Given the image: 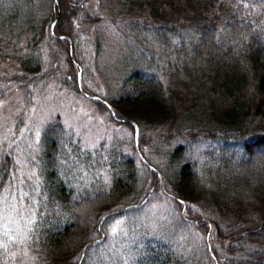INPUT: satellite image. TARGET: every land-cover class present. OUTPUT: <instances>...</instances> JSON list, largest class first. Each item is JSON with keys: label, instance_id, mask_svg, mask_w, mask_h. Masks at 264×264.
I'll use <instances>...</instances> for the list:
<instances>
[{"label": "trees", "instance_id": "16d2710c", "mask_svg": "<svg viewBox=\"0 0 264 264\" xmlns=\"http://www.w3.org/2000/svg\"><path fill=\"white\" fill-rule=\"evenodd\" d=\"M0 103V264H264V0H0Z\"/></svg>", "mask_w": 264, "mask_h": 264}, {"label": "rangeland", "instance_id": "374dc122", "mask_svg": "<svg viewBox=\"0 0 264 264\" xmlns=\"http://www.w3.org/2000/svg\"><path fill=\"white\" fill-rule=\"evenodd\" d=\"M88 29H89V27H85L84 30L87 31ZM228 35H230V34L228 32H226V38H225V36L223 37L224 41H226L225 43H228ZM214 43H215V46H217V49L214 50V53L219 55L223 45H218L217 42H214ZM111 47L114 48L113 43H111ZM96 82L98 83L97 79H96ZM46 102L51 106L52 109L55 108V109L59 110L60 112H62L63 114H65L67 116L68 120L79 121V125L82 127H86V126L94 123V124H97L98 129L101 130L104 128V125H105V121L103 119L104 113L101 112L100 108L96 109L97 107L89 105V104L81 102V101H78V99L74 98V97H72V98H70V97H61V98L57 97L55 102H54L53 98H51L49 100V102L48 101H46ZM0 105H2V103H0ZM41 112H42V110H41ZM44 113H45V111L41 113V116ZM101 122L103 123L102 127L100 126ZM28 127H29V121H27V123H25L24 132L26 134L30 135L31 132L28 130ZM20 132H22V131L20 130ZM94 136H95V133L93 135H91V139ZM262 149H264V148H262ZM259 152H260V154L264 153L262 151H259ZM256 155H257V153H256ZM261 160H264V159H261ZM256 162L257 161L255 160L252 163V166L255 165L254 167H256L257 166ZM224 174H225L224 172H221L220 176L218 177V182L220 183V186L223 188H225L224 185L222 184ZM157 207L161 208V209H162V207H166L167 212L171 211L170 206L167 204L164 205V204L159 203L157 205Z\"/></svg>", "mask_w": 264, "mask_h": 264}, {"label": "snow or ice", "instance_id": "6c2138e0", "mask_svg": "<svg viewBox=\"0 0 264 264\" xmlns=\"http://www.w3.org/2000/svg\"><path fill=\"white\" fill-rule=\"evenodd\" d=\"M119 224V221H117V225ZM118 229H117V227H113L112 228V231L115 233L116 231H117Z\"/></svg>", "mask_w": 264, "mask_h": 264}]
</instances>
